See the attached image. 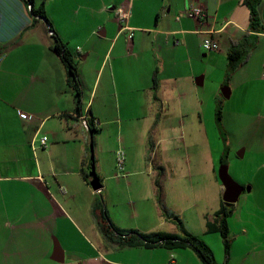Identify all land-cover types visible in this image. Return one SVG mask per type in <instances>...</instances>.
<instances>
[{"label":"crops","instance_id":"crops-1","mask_svg":"<svg viewBox=\"0 0 264 264\" xmlns=\"http://www.w3.org/2000/svg\"><path fill=\"white\" fill-rule=\"evenodd\" d=\"M42 4L48 21L26 0H0V264H204L190 247L109 237L103 210L120 229L196 235L225 262L221 234L208 230L224 186L206 110L224 87L226 99L243 101L228 113L248 124L241 156L253 168L250 196L228 218L227 264H264V0L257 30L244 0H34ZM192 5L207 16H187ZM120 6L130 9L132 39ZM48 22L77 62L81 115L98 124L100 190L86 176L93 136ZM207 36L219 50H204ZM232 51L242 58L230 72ZM229 114L222 119L234 133ZM54 241L63 262L53 259Z\"/></svg>","mask_w":264,"mask_h":264},{"label":"trees","instance_id":"trees-1","mask_svg":"<svg viewBox=\"0 0 264 264\" xmlns=\"http://www.w3.org/2000/svg\"><path fill=\"white\" fill-rule=\"evenodd\" d=\"M26 1L28 2V4L32 5V14L34 16H40L47 20L44 4L40 5L39 8H35L34 0H26ZM244 1L250 9L251 28L255 30L260 29L261 20L259 13V5L262 0H244ZM48 24L50 25L49 22ZM50 28L54 30L51 25ZM53 36L56 37L55 50L61 56L62 60L64 61V63L68 68L69 84L72 87L75 94V99L78 107L77 111L81 115L82 87H81V81L79 79L77 62H75L74 58L72 57V53L66 48L63 41L59 37H57L55 30ZM241 58H242V54H239L237 51H232L230 54V64L228 71L230 72L234 71L237 68L238 64L240 63ZM217 115L218 118L222 117V111L220 108L217 111ZM88 123H89V131L92 133V136H94L99 131L96 118L89 116ZM221 161L223 164L227 163L226 154L222 156ZM93 162L94 159H91L89 165L90 169ZM86 176L90 178L88 173ZM233 206L234 205H231V203L222 200L220 208L208 220V230L218 231L223 238L225 258H226L225 262L223 263H219L216 260L212 248L203 239L193 234L180 237L177 235L167 234L162 232L145 233L134 229L132 230L120 229L110 221L106 210H103L102 213V218L104 222L101 223V229L109 237H114V236L118 237L121 243L123 244L145 245L149 247L164 246L170 249L190 247L197 252L199 257L203 260L204 264H227V260L229 259L230 248H231V238L229 232L228 218L233 212Z\"/></svg>","mask_w":264,"mask_h":264},{"label":"rangeland","instance_id":"rangeland-1","mask_svg":"<svg viewBox=\"0 0 264 264\" xmlns=\"http://www.w3.org/2000/svg\"><path fill=\"white\" fill-rule=\"evenodd\" d=\"M215 83L211 84V88L206 86L207 89L214 92L215 90ZM243 102V101H241ZM234 98L226 99L220 90L219 93H215L211 96V104L210 106L206 107L207 110V121L211 118L212 128H213V137H214V147L220 146L219 150L221 151V155L226 154L227 156V164L229 166V172L233 176V178L238 181L240 184L244 186H249L247 179L251 176L253 168L248 167L247 158L241 156V150L244 148L240 142L244 141L246 137V128L248 124H237L231 119V114L228 113V109L230 112L233 111L232 109L238 107V103H241ZM222 111V117L218 118L217 111L218 109ZM231 119V129H233L234 133H228L227 129L225 128L226 120H223V116L227 119V116ZM223 120V121H222ZM220 134V135H219ZM95 136H93L92 140L94 143V153H95ZM227 138H229L227 140ZM227 141L229 142L227 144ZM220 151H216L219 152ZM221 155L219 154L217 158L218 162V169L223 164L221 161ZM222 155V156H223ZM217 169V170H218ZM218 175V174H217ZM220 181V180H219ZM250 196V192L244 191L238 201H243L247 197ZM238 201L236 203H238ZM231 205H235V203H231ZM234 207V206H233Z\"/></svg>","mask_w":264,"mask_h":264},{"label":"water","instance_id":"water-1","mask_svg":"<svg viewBox=\"0 0 264 264\" xmlns=\"http://www.w3.org/2000/svg\"><path fill=\"white\" fill-rule=\"evenodd\" d=\"M222 92L225 97L230 96V89L229 87H224L222 89ZM91 150H92V157L91 159H94V144L92 143L91 145ZM91 180L90 183L92 187L95 190H100L102 188V182L100 181L97 172H96V167H95V162L91 165V170L89 172ZM218 175L219 178L224 186V191H223V200L228 202V203H236L241 196V194L244 192V190H250L249 186H244L240 184L238 181H236L233 176L229 172V166L227 163H224L220 166L218 170ZM53 259L59 262L64 261V252L63 249L58 241H54V254H53Z\"/></svg>","mask_w":264,"mask_h":264},{"label":"built area","instance_id":"built-area-1","mask_svg":"<svg viewBox=\"0 0 264 264\" xmlns=\"http://www.w3.org/2000/svg\"><path fill=\"white\" fill-rule=\"evenodd\" d=\"M30 8L32 9V5H30ZM118 11V19L120 20L121 23V27L122 29H127L129 31L128 33V37L129 39L133 38V28L131 26L128 25V20L130 17V9L127 6H120L117 8ZM184 13L192 18H203L207 16V13L205 11V9L201 6H190L188 8L185 9ZM40 17V16H37ZM49 29H50V34L53 35L54 34V30H52L50 28L49 25ZM178 43V41H177ZM202 47L204 48V50L206 51H214V50H219L220 49V44L217 40H215L213 37L211 36H207L204 38L203 42H202ZM263 76H264V72H263ZM21 116L24 118H29L30 114L25 112V111H21ZM88 114H83L80 116L81 118V122L82 125L89 130V123H88ZM42 144H46V138L42 139ZM117 162H118V167L120 169L123 168V164L125 162V151L123 149H118L117 150Z\"/></svg>","mask_w":264,"mask_h":264}]
</instances>
